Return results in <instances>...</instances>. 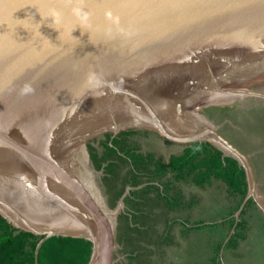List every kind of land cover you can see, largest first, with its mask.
<instances>
[{"label":"water","instance_id":"95a60500","mask_svg":"<svg viewBox=\"0 0 264 264\" xmlns=\"http://www.w3.org/2000/svg\"><path fill=\"white\" fill-rule=\"evenodd\" d=\"M261 76L264 0H0V216L41 235L35 251L52 235L81 237L91 243L86 264H112L118 209L85 194L79 144L111 139L132 119L236 159L247 182L237 217L253 194L249 156L195 113L226 94H260L249 87ZM179 118L196 127L178 133L170 122ZM43 148L77 151L67 168L83 198L66 194L67 171Z\"/></svg>","mask_w":264,"mask_h":264},{"label":"rangeland","instance_id":"374dc122","mask_svg":"<svg viewBox=\"0 0 264 264\" xmlns=\"http://www.w3.org/2000/svg\"><path fill=\"white\" fill-rule=\"evenodd\" d=\"M253 82L249 88L260 94L231 99L226 94L217 104L201 107L195 113L209 120L218 132L244 153L252 154L257 146H264V77ZM142 111L148 114L147 110ZM151 112L150 115L156 114L161 119L155 109ZM131 116L140 117L137 114ZM127 120L130 121L128 125L120 127L113 136L121 131L134 130L133 134L125 137V142L137 146L141 153L149 152L166 161L168 155L180 153L186 145L164 140L153 131L148 121ZM111 131L112 128L106 130ZM103 136L90 138L85 144L97 146L96 140ZM79 150L81 168L88 175L85 177L99 203L105 205L109 212L116 207L118 209L113 224L115 246L112 264H226L232 261L247 264L250 263L247 255L252 254L256 260L263 256L264 222L257 211L248 210V203L243 208V214L249 211L251 215L248 221L245 219L246 226H249L245 231L243 229L245 238L237 242V251L229 249L227 238L238 220L233 210L239 200L227 192L220 180L211 179L209 185L200 186L189 178L175 181L169 177V182L165 183L166 175L161 179L144 177V181L134 185L129 178L130 172H125L123 165L119 175L115 172L100 180L101 170L92 167L87 148L79 144ZM260 154L249 158L256 178L260 176L261 169L264 171V152ZM67 177L70 180V174ZM124 177L126 184L122 185ZM119 188L123 190L112 207ZM112 219L110 216L109 220ZM231 223L232 227L228 229Z\"/></svg>","mask_w":264,"mask_h":264},{"label":"trees","instance_id":"16d2710c","mask_svg":"<svg viewBox=\"0 0 264 264\" xmlns=\"http://www.w3.org/2000/svg\"><path fill=\"white\" fill-rule=\"evenodd\" d=\"M134 130H125L113 136L97 139V146L87 143L88 157L96 170H101L103 179L109 174L119 175L120 166L130 172L131 184H139L144 177L165 178L175 181L189 180L197 185L208 184L211 179L220 180L228 193L238 197V204L246 194V179L243 168L230 156H222L221 151L209 142H193L182 147L178 154H170L166 161L154 157L151 153H141L137 146L127 145L125 137ZM100 147V150L97 149ZM124 172V173H125ZM138 172V173H137ZM125 176V174H123ZM126 184V178L122 180ZM122 188L117 189L114 201L121 195ZM242 209L234 224L233 232L227 238L229 244L243 237L244 220ZM237 208V207H236ZM232 223L230 224V228ZM41 235L23 231L13 227L0 216V264H86L89 258L91 243L81 237L52 235L38 245Z\"/></svg>","mask_w":264,"mask_h":264},{"label":"bare ground","instance_id":"6f19581e","mask_svg":"<svg viewBox=\"0 0 264 264\" xmlns=\"http://www.w3.org/2000/svg\"><path fill=\"white\" fill-rule=\"evenodd\" d=\"M52 119V116H50V114L49 115H46L45 116V120H44V126H45V131H47L48 129H49V126L51 125V124H53V122L52 121H50ZM50 121V122H49ZM171 124H173L174 126H176V128L175 129H177V131H178V133H183V132H187V131H189L190 129H192V128H194V127H196L195 125H196V123H192L191 124V126H187L188 128H186L185 126H186V123H189V120H188V118L186 119V118H179L178 120H172L171 122H170ZM53 129L54 128H50V130H51V134L53 133V134H55V130L53 131ZM40 134L41 135H43L44 134V132L41 130V132H40ZM54 138V137H53ZM43 150V154L40 156L42 159H45V160H48L49 162H55L56 164V166H58L59 165V167L60 166H63V168H65V171H67V174H65L64 173V175H63V177H62V179H61V181L60 182H62V183H64V184H62L61 183V185H63V186H67L68 187V189H65V191H66V194H68V195H77V197H78V199H80V198H83L80 194H79V192L78 191H80L78 188H77V185H76V181H70L69 180V178L67 177V175H68V172H71L69 169H70V167L69 168H67L68 167V165L70 164L71 165V162L73 163V161H74V163L72 164L75 168L77 167V164H76V162H75V159L76 158H78L79 157V155L77 154V151L75 152V151H71L70 153L68 152V150H69V148H67L66 149V151L65 152H63V149H61V152L59 153V151L56 153L55 151H53V149L51 150L50 149V151H47V152H45V149L43 148L42 149ZM63 152V153H62ZM68 152V153H67ZM53 153V154H52ZM47 161V162H48ZM70 162V163H69ZM65 166V167H64ZM70 174V173H69ZM77 180H79L80 182H81V184L84 186V191H85V194L86 195H88L89 197H90V199L89 200H91L93 203H95L96 201V196H95V194L92 192V189L91 190H89L88 189V191H87V189H85V187H86V182L83 184V182H84V180H83V178H82V176L80 175V173H78V175H77ZM67 180V181H66ZM69 184H70V186H69ZM71 185H73V186H71ZM89 187V186H88ZM81 193H82V191H81ZM90 193H92V196H90ZM81 196V197H80Z\"/></svg>","mask_w":264,"mask_h":264},{"label":"crops","instance_id":"0c3cea01","mask_svg":"<svg viewBox=\"0 0 264 264\" xmlns=\"http://www.w3.org/2000/svg\"><path fill=\"white\" fill-rule=\"evenodd\" d=\"M257 144H260V143H257ZM253 151V154L252 153H246L248 156H249V158H250V156H254L256 153H257V155L256 156H258V155H261L260 153H262V152H264V146H263V144L262 145H260V146H257L256 147V150L255 149H253L252 150ZM260 157H262V156H260ZM263 158H264V156H263ZM261 174H260V176H257V178L254 176L253 177V180H254V186H253V194L251 195L250 194V196L245 200V202L247 201V203H248V210H249V208H252L251 210L254 212H258L260 215H261V217H262V219H263V222H264V171H263V169H261ZM253 173H254V171H253ZM212 180H215V179H212ZM212 182V181H211ZM247 183V182H246ZM210 184V182L208 183V185ZM246 188H247V186H246ZM246 191H247V189H246ZM247 193V192H246ZM246 195V194H245ZM233 196V195H232ZM236 199H238L236 196H234ZM244 202V203H245ZM241 203V202H240ZM239 203V204H240ZM238 204V203H237ZM237 204H236V206H237ZM244 205V204H243ZM246 205V204H245ZM238 207V206H237ZM243 207V206H242ZM242 207H241V209H242ZM237 209L238 208H234V210H233V213H236V211H237ZM240 209V210H241ZM240 212V211H239ZM233 216V215H232ZM243 217H244V223L246 222L245 221V219L247 220V218L249 219L250 217H251V215H249V211L247 212V213H244L243 214ZM248 221V220H247ZM248 225H249V223H248ZM246 227L248 228L249 226H246V224L244 225V231H245V229H246ZM255 227H256V224H255ZM230 228V224H229V226H228V229ZM243 232V231H242ZM227 233V232H226ZM232 233V232H231ZM230 233V234H231ZM229 234V235H230ZM229 237V236H228ZM244 232H243V237L241 238V239H238L236 242H235V246H233V245H231V244H229L228 246H229V249H231V251L232 252H234V251H237V246H238V241L240 242V241H242V240H244ZM252 251V250H251ZM247 257V260L248 261H250V263H247V264H264V250H263V256H260V259L259 260H256L257 258L255 257V256H253L252 254H250V255H247L246 256ZM226 264H237V263H235V261H232V262H229V263H226Z\"/></svg>","mask_w":264,"mask_h":264},{"label":"clouds","instance_id":"9594fccd","mask_svg":"<svg viewBox=\"0 0 264 264\" xmlns=\"http://www.w3.org/2000/svg\"><path fill=\"white\" fill-rule=\"evenodd\" d=\"M28 91H31V89L26 87L25 92H28Z\"/></svg>","mask_w":264,"mask_h":264}]
</instances>
